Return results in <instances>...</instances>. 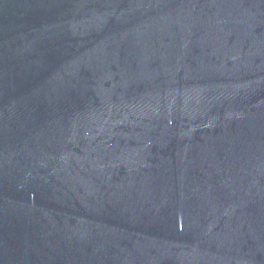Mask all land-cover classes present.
Returning a JSON list of instances; mask_svg holds the SVG:
<instances>
[{
  "label": "water",
  "instance_id": "95a60500",
  "mask_svg": "<svg viewBox=\"0 0 264 264\" xmlns=\"http://www.w3.org/2000/svg\"><path fill=\"white\" fill-rule=\"evenodd\" d=\"M0 264H264V0H0Z\"/></svg>",
  "mask_w": 264,
  "mask_h": 264
}]
</instances>
